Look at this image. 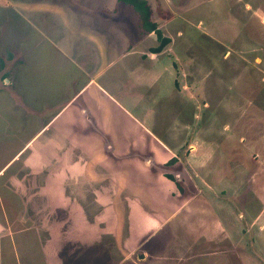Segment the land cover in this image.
<instances>
[{
	"label": "rangeland",
	"instance_id": "obj_1",
	"mask_svg": "<svg viewBox=\"0 0 264 264\" xmlns=\"http://www.w3.org/2000/svg\"><path fill=\"white\" fill-rule=\"evenodd\" d=\"M143 1L0 0V264H264V0Z\"/></svg>",
	"mask_w": 264,
	"mask_h": 264
},
{
	"label": "trees",
	"instance_id": "obj_2",
	"mask_svg": "<svg viewBox=\"0 0 264 264\" xmlns=\"http://www.w3.org/2000/svg\"><path fill=\"white\" fill-rule=\"evenodd\" d=\"M119 1H124L126 4H129L136 10L140 11V13H142L143 25L148 30V32L155 33L156 38L159 39L160 41V44L156 48L152 49V52L153 53L159 52L162 49V47L166 43H168V39L163 38L161 36L160 31L156 28L155 23L149 20L151 11L149 10V7H147L146 2L143 0H119Z\"/></svg>",
	"mask_w": 264,
	"mask_h": 264
},
{
	"label": "crops",
	"instance_id": "obj_3",
	"mask_svg": "<svg viewBox=\"0 0 264 264\" xmlns=\"http://www.w3.org/2000/svg\"><path fill=\"white\" fill-rule=\"evenodd\" d=\"M127 22L129 23V20H127ZM95 28H98V27H97V26H95ZM160 67H161V69H162V68H163V65H162V64H160ZM164 215H168V214H166V213H165V214H163V215H162V218H163V216H164Z\"/></svg>",
	"mask_w": 264,
	"mask_h": 264
}]
</instances>
